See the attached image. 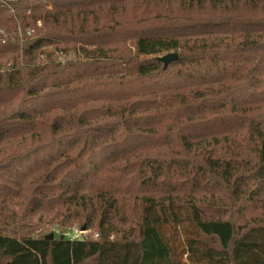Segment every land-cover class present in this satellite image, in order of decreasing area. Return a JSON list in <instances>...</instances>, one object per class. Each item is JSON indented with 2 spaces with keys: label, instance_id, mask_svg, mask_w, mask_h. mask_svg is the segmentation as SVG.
<instances>
[{
  "label": "trees",
  "instance_id": "16d2710c",
  "mask_svg": "<svg viewBox=\"0 0 264 264\" xmlns=\"http://www.w3.org/2000/svg\"><path fill=\"white\" fill-rule=\"evenodd\" d=\"M8 64L0 264H264V0H0Z\"/></svg>",
  "mask_w": 264,
  "mask_h": 264
},
{
  "label": "rangeland",
  "instance_id": "374dc122",
  "mask_svg": "<svg viewBox=\"0 0 264 264\" xmlns=\"http://www.w3.org/2000/svg\"><path fill=\"white\" fill-rule=\"evenodd\" d=\"M2 33H4V29H1ZM63 52H60V54ZM165 55V54H164ZM75 55L74 54H64L61 56L60 59H62V61H66L68 59H74ZM11 64H8L7 67L6 66H2V68L0 67L1 71H6V69L8 67H10ZM84 227V226H83ZM81 231V230H80ZM79 230L77 231H72V230H67V229H59V228H53L49 231L50 233H54L55 236H65V237H72L75 235V233H80ZM83 236H87L89 237L91 232L90 230H86V229H82ZM168 232L170 235L173 236V238L176 240V245H177V254L179 256L180 261L182 262V264H193V259L190 256L189 252L187 251L186 248V244H187V239L190 237H194V232L192 230V228L188 225H171L170 227H168ZM43 232H40V234Z\"/></svg>",
  "mask_w": 264,
  "mask_h": 264
},
{
  "label": "water",
  "instance_id": "95a60500",
  "mask_svg": "<svg viewBox=\"0 0 264 264\" xmlns=\"http://www.w3.org/2000/svg\"><path fill=\"white\" fill-rule=\"evenodd\" d=\"M177 59V53L176 52H170L167 53L161 57H159V60L164 63L165 68L169 66V64ZM83 229H86L84 226ZM47 239H54L55 235L54 233H50L47 237Z\"/></svg>",
  "mask_w": 264,
  "mask_h": 264
},
{
  "label": "built area",
  "instance_id": "2783aa9c",
  "mask_svg": "<svg viewBox=\"0 0 264 264\" xmlns=\"http://www.w3.org/2000/svg\"><path fill=\"white\" fill-rule=\"evenodd\" d=\"M1 32H2V31H1ZM83 232H84V231L81 230L80 233H75V235L72 236L71 238H72V239L80 238V237H81V234H83Z\"/></svg>",
  "mask_w": 264,
  "mask_h": 264
}]
</instances>
